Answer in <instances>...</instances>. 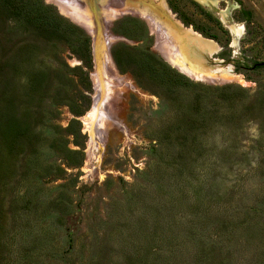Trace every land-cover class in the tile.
<instances>
[{"label":"rangeland","instance_id":"1","mask_svg":"<svg viewBox=\"0 0 264 264\" xmlns=\"http://www.w3.org/2000/svg\"><path fill=\"white\" fill-rule=\"evenodd\" d=\"M28 1L79 34L48 31L45 41L6 23L7 37L35 52L23 53L28 78L0 57V106L9 88L33 124L13 150L0 140V264H264V0H215L219 10L167 0L184 29L218 47L210 58L185 33L175 39L180 57L206 73L200 81L168 62L171 40L140 13L157 11L156 0L96 13L87 0L95 29L55 0ZM151 58L194 84L162 82L144 67ZM99 103L102 127L88 119Z\"/></svg>","mask_w":264,"mask_h":264},{"label":"trees","instance_id":"2","mask_svg":"<svg viewBox=\"0 0 264 264\" xmlns=\"http://www.w3.org/2000/svg\"><path fill=\"white\" fill-rule=\"evenodd\" d=\"M27 1L28 0H0V57L11 55V58L8 62L10 63L9 69L12 68L14 73L22 71V75L28 78L32 73L28 71V69H23V66L26 64V62H24L23 53L25 52L24 54L26 56H31L35 52V47L32 46L31 43H28L24 48H21L19 44L11 41L7 37L8 33L10 35L12 34L10 27L6 24L8 21L18 20L22 24L24 23L32 26L35 30L37 29V31L42 32V38L45 41H48L49 39V37H46L45 35V33L48 31L53 32L58 37H67L68 40L77 36L79 33L77 32L78 30L71 25L64 24L59 21H55V23L49 22V19H51L50 14L45 10L46 8L43 4L39 6L43 7V10L39 11L36 10V6H34L32 3L29 4V1ZM31 1L33 0H30V2ZM240 15L242 20L247 23H249L252 19V13L247 10H242ZM42 16L45 17V21L42 20ZM118 63L120 65L121 61H118ZM153 65L162 66L163 71H156ZM144 67L148 71L155 73L154 75H157V77H159L164 83L168 84L169 82L173 81L175 86L182 88L192 86L194 84L186 77L177 73L171 77L169 73L171 71L168 66L164 62L154 58L150 59L149 64L145 63ZM166 68L169 70V72L166 70ZM76 71L78 72V70ZM83 74L85 73L83 72ZM136 78L140 77L136 76ZM31 83H33V81L30 80L29 84ZM6 92L10 93L12 96L8 94L9 97H11L8 99L6 107L0 106V125L2 126L0 128V140L2 143H4L11 139V150H13L14 145L18 147L21 142H23L28 137V135L33 132V124L31 121H29L31 120V114H26V116H29V120L25 117L20 118L22 115H20L21 113L19 110L15 108L16 103H12L13 101H11V98L15 101L18 100L17 103H19L20 107L21 104L19 102V97L13 96L14 93L12 94V91L9 88L6 90ZM6 128L7 130H5ZM8 129L10 130L8 131Z\"/></svg>","mask_w":264,"mask_h":264},{"label":"bare ground","instance_id":"3","mask_svg":"<svg viewBox=\"0 0 264 264\" xmlns=\"http://www.w3.org/2000/svg\"><path fill=\"white\" fill-rule=\"evenodd\" d=\"M55 1L58 3L62 13L68 15L69 17L74 18V20H76V21L87 24L91 29H95L96 23L99 24V22H100L98 15L95 14L96 15L95 16V22H94L95 25H93V20L91 17L92 9H91L89 3L87 2V0H83V1L78 0V2L80 4H81V2H83V4L84 3L86 4L85 9H82L76 3V0H55ZM99 1L101 4L100 10H103L102 9L103 0H99ZM156 1L159 2V4H158L159 8L157 9V11L153 12L150 9H148L142 5H141L142 7L139 10L143 16L148 17L150 15V20L158 28L162 29L164 34L169 37L168 39L171 40V44L173 46L172 50H174L175 53L169 54L168 62L174 68L179 70L181 73H183L187 77L194 79L196 81L202 80L203 78H205L206 73L203 70H201L199 67H197L196 65L187 61L183 56H182L183 58L180 57V55L186 49L184 47H181L180 45H177L175 43V39H180L182 37H185L184 36V33H185L187 45L189 46V48H192L195 50L202 49L204 51V53H206V51H207L206 54L210 58H213L212 56H214L217 53L218 47L216 46V44H213L211 42H209V44H207L204 41V39L199 34L194 32L193 30L184 29L183 26L175 20L173 14L171 13L170 9L168 8V4H167L166 0H156ZM196 1L198 3H200L201 5L208 7L209 9L219 10L218 9V3L215 0H196ZM89 2L92 5V0H90ZM83 4H81V5H83ZM107 6H108V4H106V7ZM106 7H105V9H106ZM68 9H70L71 11H69ZM222 21L225 24H227L228 28L234 34H237V36L244 34L243 26L230 22V20L227 19L226 17H222ZM99 36H100V31H97L96 45L101 48L100 51H101L103 59H104L102 63H104L108 59V55H107V51L105 49V46L99 42ZM173 41H174V43H173ZM166 58H167V56H166ZM102 63L100 61H98L99 71L102 69V67H101ZM97 78H98L97 80H98L99 87H100L101 91H103V87H104L103 82H101V79L99 76ZM101 110H102V103H99V104H97L96 108H94L92 110V112H90L88 114V119H90L91 123L100 122L99 117H101L103 114L101 112ZM102 124L103 123L100 122V127H102Z\"/></svg>","mask_w":264,"mask_h":264},{"label":"flooded vegetation","instance_id":"4","mask_svg":"<svg viewBox=\"0 0 264 264\" xmlns=\"http://www.w3.org/2000/svg\"><path fill=\"white\" fill-rule=\"evenodd\" d=\"M83 1V0H82ZM99 1V0H98ZM85 2V1H84ZM100 2V1H99ZM107 2L108 3H112L113 4V2H115V3H118L119 5H121L122 4V2L124 3V0H108V1H106V2H104V4L102 3V9H103V6H105V4H107ZM140 2H145V3H148L147 1H145V0H141ZM166 2H167V0H166ZM194 2L196 3L197 1L196 0H194ZM76 3L81 7V8H85V3L83 4V5H81L79 2H78V0H76ZM200 4V3H199ZM153 6H155V2H154V4H153ZM203 6V5H202ZM205 7V6H204ZM168 8H169V6H168ZM170 9V8H169ZM170 11H171V9H170ZM129 12H134V13H137L136 11H132V10H130ZM172 12V11H171ZM138 14V13H137Z\"/></svg>","mask_w":264,"mask_h":264},{"label":"water","instance_id":"5","mask_svg":"<svg viewBox=\"0 0 264 264\" xmlns=\"http://www.w3.org/2000/svg\"><path fill=\"white\" fill-rule=\"evenodd\" d=\"M81 4H83V2H81ZM92 7L94 8V10H95V12L97 11V10H99L100 8H101V4H100V2L98 1V0H92ZM101 22L102 23H106V19H105V17H103L102 19H101ZM98 30H100V28L98 27ZM183 74V73H182Z\"/></svg>","mask_w":264,"mask_h":264}]
</instances>
